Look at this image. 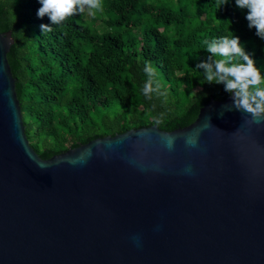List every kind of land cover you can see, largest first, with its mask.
<instances>
[{"label": "water", "instance_id": "obj_1", "mask_svg": "<svg viewBox=\"0 0 264 264\" xmlns=\"http://www.w3.org/2000/svg\"><path fill=\"white\" fill-rule=\"evenodd\" d=\"M12 44L0 34V264H264V121L247 125L224 111L231 95L208 96L185 128L132 129L42 160Z\"/></svg>", "mask_w": 264, "mask_h": 264}, {"label": "trees", "instance_id": "obj_2", "mask_svg": "<svg viewBox=\"0 0 264 264\" xmlns=\"http://www.w3.org/2000/svg\"><path fill=\"white\" fill-rule=\"evenodd\" d=\"M224 3L103 0L96 20L76 14L51 25L37 16L39 0H0V34L9 30L13 39L6 59L33 151L48 160L132 129L189 126L208 96L230 95L196 68L208 59L205 40L233 33L264 73V40L248 27L247 10ZM145 62L161 84L151 98L142 92Z\"/></svg>", "mask_w": 264, "mask_h": 264}, {"label": "clouds", "instance_id": "obj_3", "mask_svg": "<svg viewBox=\"0 0 264 264\" xmlns=\"http://www.w3.org/2000/svg\"><path fill=\"white\" fill-rule=\"evenodd\" d=\"M227 2L228 0H225V3ZM39 3L41 7L37 16L49 17L51 25H60L72 15H93L103 10V0H39ZM235 4L238 8L247 10L248 27L255 29L256 35L264 40V0H235ZM40 28L43 33L52 31L48 24H42ZM204 44V51L209 54L208 59L197 64L196 68L203 69L207 83L223 85L224 90L231 95L233 103L230 106L224 105V111L235 108L247 114V125L264 121V73L256 66L255 60L241 44L240 38L232 33L231 36L205 40ZM143 71L147 79L142 92L151 98L153 93H160L161 90V84L156 79L157 69L151 62H145ZM220 115H223V112ZM167 143L171 147L170 139ZM187 143L195 146L194 139L190 138Z\"/></svg>", "mask_w": 264, "mask_h": 264}, {"label": "rangeland", "instance_id": "obj_4", "mask_svg": "<svg viewBox=\"0 0 264 264\" xmlns=\"http://www.w3.org/2000/svg\"><path fill=\"white\" fill-rule=\"evenodd\" d=\"M91 20H96L98 18V16L96 14H93V15H89Z\"/></svg>", "mask_w": 264, "mask_h": 264}]
</instances>
